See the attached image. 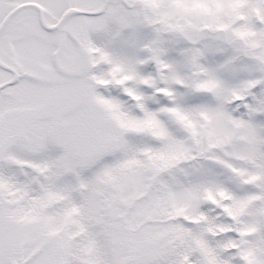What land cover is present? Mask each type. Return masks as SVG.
<instances>
[{
	"label": "snow or ice",
	"instance_id": "1",
	"mask_svg": "<svg viewBox=\"0 0 264 264\" xmlns=\"http://www.w3.org/2000/svg\"><path fill=\"white\" fill-rule=\"evenodd\" d=\"M0 264H264V0H0Z\"/></svg>",
	"mask_w": 264,
	"mask_h": 264
}]
</instances>
